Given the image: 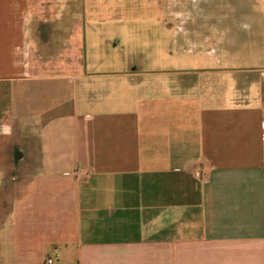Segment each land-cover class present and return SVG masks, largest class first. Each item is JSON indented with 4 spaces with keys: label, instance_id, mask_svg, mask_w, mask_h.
<instances>
[{
    "label": "crops",
    "instance_id": "obj_1",
    "mask_svg": "<svg viewBox=\"0 0 264 264\" xmlns=\"http://www.w3.org/2000/svg\"><path fill=\"white\" fill-rule=\"evenodd\" d=\"M124 2L0 0V264H264V65Z\"/></svg>",
    "mask_w": 264,
    "mask_h": 264
},
{
    "label": "rangeland",
    "instance_id": "obj_2",
    "mask_svg": "<svg viewBox=\"0 0 264 264\" xmlns=\"http://www.w3.org/2000/svg\"><path fill=\"white\" fill-rule=\"evenodd\" d=\"M255 1L259 3L257 7L252 10V15L249 14V17L247 18H245V16L242 14V9H238L236 7V4L239 3V0H211L210 2L204 1L206 5L203 6L202 11H204L206 16L211 15L215 18V20L225 17L226 20L223 22L219 21L221 23L214 24L187 23L183 25V29H179L177 26L178 24L176 23L172 26L168 25L169 20H167L165 17L162 4L159 5L157 0H152V6L151 4L149 5L148 2H145L143 3V6L140 7H132L128 4V2H124V16L152 15V18L161 17V22L152 21V33L165 32L169 35H174V33L180 35V33H182L181 31L183 30L186 32L188 31L190 34L210 33L215 37V40L213 41L214 44L220 45L222 51H230L232 54L239 52L241 54L240 56L222 55L221 58L224 62H228V60L231 64L249 62V53L252 52L254 54L253 63L257 65H264V23H257V20L259 19L258 12H264V6H260V0ZM192 14L195 16L197 15L196 12ZM238 16L241 17L239 20L240 23L237 21V23L229 24L228 20H231L232 17L235 19V17ZM217 33L221 34V40L219 41L216 39ZM250 37L252 40L246 42V40ZM245 44H247V46ZM250 44L252 48H249ZM164 54L165 53L163 50L160 51L159 55L157 56V58L160 59L159 62H157V65L165 63L167 57ZM190 58L193 57H183L184 63L193 64ZM196 59H198L197 63H202V61L208 63L205 57L199 56ZM180 62L181 61L178 60L176 61V63Z\"/></svg>",
    "mask_w": 264,
    "mask_h": 264
},
{
    "label": "built area",
    "instance_id": "obj_3",
    "mask_svg": "<svg viewBox=\"0 0 264 264\" xmlns=\"http://www.w3.org/2000/svg\"><path fill=\"white\" fill-rule=\"evenodd\" d=\"M47 262H48L49 264L53 263V258H52V257H49V258L47 259Z\"/></svg>",
    "mask_w": 264,
    "mask_h": 264
}]
</instances>
